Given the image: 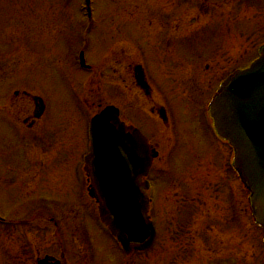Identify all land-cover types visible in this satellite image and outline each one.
Here are the masks:
<instances>
[{
    "label": "rangeland",
    "instance_id": "obj_1",
    "mask_svg": "<svg viewBox=\"0 0 264 264\" xmlns=\"http://www.w3.org/2000/svg\"><path fill=\"white\" fill-rule=\"evenodd\" d=\"M92 12L85 0H0V215L17 224L0 223V264H264L249 192L205 110L257 57L264 0H92ZM135 65L172 128L130 119L160 153V234L150 253L124 256L87 194L83 157L88 119L137 99Z\"/></svg>",
    "mask_w": 264,
    "mask_h": 264
},
{
    "label": "water",
    "instance_id": "obj_2",
    "mask_svg": "<svg viewBox=\"0 0 264 264\" xmlns=\"http://www.w3.org/2000/svg\"><path fill=\"white\" fill-rule=\"evenodd\" d=\"M81 61L85 66L83 54ZM112 109L93 121V151L87 162L92 160L104 199L100 206L103 221L127 251L131 243L146 249L154 240V229L135 179L139 170L150 167L147 146L118 128V111ZM212 115L220 136L235 148L237 172L252 192L254 216L264 229V52L250 69L228 79L212 104ZM39 264L60 263L46 259Z\"/></svg>",
    "mask_w": 264,
    "mask_h": 264
},
{
    "label": "flooded vegetation",
    "instance_id": "obj_3",
    "mask_svg": "<svg viewBox=\"0 0 264 264\" xmlns=\"http://www.w3.org/2000/svg\"><path fill=\"white\" fill-rule=\"evenodd\" d=\"M134 66H130V70L132 71V68ZM135 70L137 71V68L135 67ZM134 72V70H133ZM135 78V82H136V90H137V99L133 98L130 100V102H128L127 108L124 109L125 111L129 112V118H127V114L125 113V111L122 108H118L119 109V118L120 121L124 123V125L127 127L129 132H132L133 129H138L140 130L146 137L148 140V144L150 146V150H157V148L152 144V140L150 139L149 136L146 135L145 131L143 130V127H138L136 124H134L133 122H131L130 119L132 118H137L136 115L143 117V118H147L150 121H153L154 124L160 126L161 128H165L167 129L168 127L171 126V119L172 115L169 113L168 109L166 108V106L162 103H159L157 101H155L153 99V89L152 86L149 85L146 76L144 74H142L141 77H137L136 75L134 76ZM121 89V98H124L125 95V91L124 88H120ZM139 98V100H138ZM140 99H142L143 102L140 101ZM152 100H154V103L152 102ZM151 104V107H149L147 109V104ZM141 115H140V114ZM138 117V118H140ZM160 156V155H159ZM159 159V157L157 159H154L152 162V166L149 169V173L147 175V177L142 179V183H145L147 180L150 183L151 189H150V201H151V206H152V219L155 222V200H154V192H155V187H154V182L152 180V178L154 177V175L156 173H159V171L157 170V164L156 161ZM157 222H155L156 224ZM156 229L158 230L159 227L156 224Z\"/></svg>",
    "mask_w": 264,
    "mask_h": 264
}]
</instances>
